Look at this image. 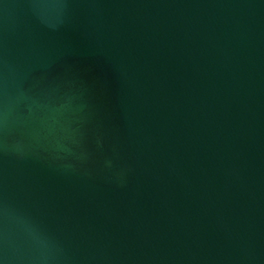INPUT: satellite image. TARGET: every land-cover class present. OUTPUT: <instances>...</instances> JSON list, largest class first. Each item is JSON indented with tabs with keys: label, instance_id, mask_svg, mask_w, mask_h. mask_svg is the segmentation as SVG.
I'll return each mask as SVG.
<instances>
[{
	"label": "water",
	"instance_id": "95a60500",
	"mask_svg": "<svg viewBox=\"0 0 264 264\" xmlns=\"http://www.w3.org/2000/svg\"><path fill=\"white\" fill-rule=\"evenodd\" d=\"M0 264H264V0H0Z\"/></svg>",
	"mask_w": 264,
	"mask_h": 264
}]
</instances>
